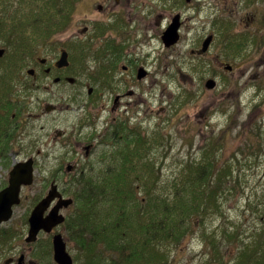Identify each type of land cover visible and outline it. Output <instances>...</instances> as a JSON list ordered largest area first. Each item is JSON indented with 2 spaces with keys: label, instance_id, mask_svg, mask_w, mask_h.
<instances>
[{
  "label": "rangeland",
  "instance_id": "rangeland-1",
  "mask_svg": "<svg viewBox=\"0 0 264 264\" xmlns=\"http://www.w3.org/2000/svg\"><path fill=\"white\" fill-rule=\"evenodd\" d=\"M2 1L0 47L6 54L0 73L13 91L9 99L23 105L21 129L8 155L11 162H36L34 182L22 194L14 227L22 225L25 234L29 198L45 194L50 178L67 187V165L79 170L103 161L104 136L125 123L155 140L147 159L162 184H173L181 168L199 160L207 148L218 168L231 166L226 175L221 172L227 187L219 211L191 222L182 240L161 246L164 260L152 264H232L255 238L264 214L259 198L264 186V0H134L128 16L118 8L106 9L89 14L88 22L82 20L84 13H90L91 2L101 0H60L62 12L54 7L55 0ZM175 15L181 21L179 41L167 48L161 35ZM208 35L213 36L208 51L191 55ZM240 36L246 42L235 53L229 45ZM108 43L120 49L111 82L94 86L93 75L107 80L103 57L97 54ZM72 46L71 66L62 72L61 83L54 84L56 74L46 77L38 59L49 64L59 58L60 47ZM227 63L229 72L223 69ZM122 66L131 69L124 72ZM140 67L147 73L137 79ZM32 68L33 77L27 74ZM65 78H73L76 86ZM207 80L216 82L214 89L205 87ZM86 82L97 91L94 97L86 94ZM2 91L0 84V95ZM116 96L120 99L112 111ZM47 104L56 110L46 112ZM87 144L95 149L85 155ZM11 166L0 163V188ZM71 242L73 264H85V254ZM102 253L116 256L105 247ZM6 256L0 252V260Z\"/></svg>",
  "mask_w": 264,
  "mask_h": 264
},
{
  "label": "trees",
  "instance_id": "trees-1",
  "mask_svg": "<svg viewBox=\"0 0 264 264\" xmlns=\"http://www.w3.org/2000/svg\"><path fill=\"white\" fill-rule=\"evenodd\" d=\"M54 7L58 12L64 9L60 0H55ZM244 42L246 38L240 36L229 47L239 53ZM1 79L5 77L0 73L4 90L0 95V163L9 168L8 153L21 129L18 117L23 105L9 99L13 91L8 81ZM103 142L110 144L100 153L103 161L67 174L70 181L62 188L65 196L73 200V211L64 223L65 237L85 254V264L163 261L161 246L182 240L191 222L219 211L220 198L227 187L221 172L226 175L231 166L218 168L208 148L199 160L185 164L173 184L167 185L162 184L153 170L154 163L147 159L148 151L155 146L154 139L118 123ZM259 198L264 201V186ZM260 219L255 238L241 249L232 264H264V214ZM104 247L116 256L105 258Z\"/></svg>",
  "mask_w": 264,
  "mask_h": 264
},
{
  "label": "flooded vegetation",
  "instance_id": "flooded-vegetation-1",
  "mask_svg": "<svg viewBox=\"0 0 264 264\" xmlns=\"http://www.w3.org/2000/svg\"><path fill=\"white\" fill-rule=\"evenodd\" d=\"M2 2H5V0H3ZM133 2H134V0H101V2H97V3L91 2L92 4L89 5V7L91 8L90 13H84L85 17L82 18V20L88 22L91 20L88 17L89 14L100 15L106 9H112V11H113L116 8H118L119 10H122L123 13L126 16H128V13L126 11H129L130 9L133 10V7H132ZM81 4H82V2H81ZM67 6H68V4H67ZM142 7H145V6H142ZM67 8H69V6ZM75 9L77 10L78 7H75ZM49 10H50V7H49ZM67 14H68V10L66 11V15ZM116 16L120 17L121 19H124L123 17H121V14H116ZM72 17H73V13H72L71 18ZM120 18H118V19H120ZM94 21H96V18H94ZM109 26H112V25H109ZM180 26H181V21H180ZM87 31H88V29L85 27L83 30V33L87 34ZM101 32H102V28H98V33H101ZM72 48H73V46L70 48L69 47H67V48H63V47L61 48L60 47L58 50V52L60 51L59 52L60 53L59 58L56 60L50 61L49 64H46L48 62L46 59H38V62H39V64H41V67L43 68V72H44V74H46V77H49L53 74H56V76H54V80H53L54 84L59 85L61 83V81H62L61 79H63L65 77L64 75L63 76L61 75L62 72L66 71L71 66L70 62H69L68 52H70L72 50ZM63 52H65L67 55L68 64H67V66H58L59 59H60ZM5 54H4V56H5ZM100 55L103 57V65L105 67V71L107 72V80L106 81L105 80L99 81V79H100L99 74H97V75H93L94 77H92V79H94L95 82L91 83V84L92 85L99 84L100 86H102V84H105V85L109 86L110 82H111L109 79L110 78V72L113 69H115L114 59L117 55H119V53H118V50L116 48H114V46L111 43H108L107 47L105 45L104 49H102L100 47V50L97 54V57H99ZM14 63H16V62L14 61ZM16 65L18 66V64H16ZM10 66L15 67L14 65H10ZM121 69H122V71L127 72L128 70L131 69V66H122ZM30 70H33L34 74L32 76L29 74L28 75L33 77L35 75V69L32 68ZM57 76H59V77H57ZM65 79L66 80L71 79L72 81L70 84L72 86H76L75 80L73 78H65ZM91 84L89 82H86V84L84 86V88H86V94L89 97H92L97 92V91H95L94 87L90 86ZM131 94H132V92L129 93V95H131ZM119 99H120L119 96H116L114 98V100H113V107L114 108L112 109V111L116 108V105H118ZM81 107H82V105L80 102L77 105V109H80ZM47 108H48V110H46V112H49V113L56 110V106L51 105V104H47L46 109ZM111 129H113V128H111ZM56 135L60 136L61 133L58 131ZM102 143L104 144L103 141H102ZM97 146H99V145H97ZM107 146H108V144H104V148H106ZM84 148H85V155H87L88 153L90 154L95 149V146L93 144H87L86 146H84ZM12 150H14V145H13ZM24 161H13L12 160V162H11L12 167L17 163L24 162ZM35 165H36V162L33 159V172L34 173H35V170H34ZM71 166L73 167L72 173H74L77 168H74V165H71ZM67 173L68 172H66V174ZM8 174H9V171H8ZM34 177H35V174H34ZM8 178L9 177L7 176V178L5 180H3L5 185L1 186L0 191L8 186ZM32 184L29 186L21 187L19 204L13 207L12 214H11V217L9 218V220L7 222L0 224V252H1V254L3 253L5 255H7L5 258H2L0 260V264H50V262L51 263L54 262L52 240H53V237L55 235L62 234V233H59L57 231L59 228L65 229L64 223H65L66 217L68 216V213L72 210V207H67V208L61 209L60 213H62L65 217L63 223L53 227L50 231L41 229L37 233L36 240L28 243L26 241V238L28 236V232L30 229V225L28 223V218H29L33 208L40 202V200L43 197H45L47 195L48 191L51 189V186L54 184H57V183L53 178H50L48 188H47V191L45 194L34 195V196H31L29 198L30 202L26 207L28 209L27 210V216L25 217V223L23 225L25 228V234L23 235L22 231L19 229L20 227L22 228V225H20L19 227L18 226L14 227V225H13L15 210L22 206V204H23V202H22V196L23 195L22 194L25 191H27L32 186ZM57 186H58V184H57ZM58 192L61 194V196L63 198L66 197L65 194L63 193L62 188H60L59 186H58ZM56 202H57V199H55L51 203V205L48 207V209L43 213L44 217L47 216V214L52 209V207L56 204ZM62 236L65 240L66 249L68 251V245L69 246L72 245V242L70 240H68L67 237H65V231L62 234ZM72 260H74L73 257H72ZM53 264H56V263L54 262Z\"/></svg>",
  "mask_w": 264,
  "mask_h": 264
},
{
  "label": "water",
  "instance_id": "water-1",
  "mask_svg": "<svg viewBox=\"0 0 264 264\" xmlns=\"http://www.w3.org/2000/svg\"><path fill=\"white\" fill-rule=\"evenodd\" d=\"M190 1V0H187ZM180 26L179 15H176L172 23L168 26L162 36V41L166 47L174 45L179 40L178 29ZM212 41V36H208L203 44L200 53L206 52L209 44ZM4 49L0 48V58L4 55ZM44 61V60H43ZM42 61V62H43ZM67 55L62 53L58 66H67ZM230 66H225V70H230ZM29 75H33V70H28ZM145 71L141 68L138 70L137 78L141 79L145 76ZM216 82L214 80H207L205 87L207 89H214ZM48 110V108L46 109ZM67 171L72 170L71 165H67ZM33 182V160L28 159L24 162H19L13 166L9 172L8 186L0 191V224L9 220L12 214V207L19 204V194L22 186H29ZM57 199L56 204L49 211L47 216H43V213L48 209L51 203ZM72 204V199L63 198L57 190L56 185H52L47 195L40 200V202L34 207L29 218L28 223L30 229L26 241L33 242L36 240L37 233L41 230L50 231L53 227L64 222V216L60 213V210L67 208ZM53 258L57 264H73L72 258L66 250V244L61 236L57 234L53 237Z\"/></svg>",
  "mask_w": 264,
  "mask_h": 264
}]
</instances>
